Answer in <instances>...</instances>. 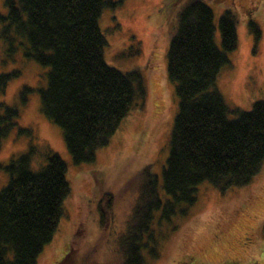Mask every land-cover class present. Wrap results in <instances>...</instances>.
<instances>
[{
  "label": "trees",
  "instance_id": "obj_1",
  "mask_svg": "<svg viewBox=\"0 0 264 264\" xmlns=\"http://www.w3.org/2000/svg\"><path fill=\"white\" fill-rule=\"evenodd\" d=\"M122 1L5 0L7 16L0 14L2 37H25L26 54L49 67L47 86L40 90L41 109L61 127L75 164L94 162L122 120L146 105L142 71L123 72L104 58L107 40L99 20L105 8H116ZM218 28L221 47L215 40L213 10L203 0L189 1L179 13L167 52V75L175 85L178 107L162 173L166 197L159 191L157 175L144 169L121 241L123 264H150L142 254V239L157 211L166 219L177 212L186 215L201 183L210 182L224 193L247 185L264 162V99L250 110L231 108L217 86L238 44L237 17L231 8L221 14ZM248 29L257 41L261 28L251 16ZM16 75L0 73V92ZM231 113L236 116L230 118ZM19 116L17 107L0 102V149L14 128L18 134H30L29 128L18 125ZM34 156L35 146H30L7 164L0 163V172L9 175L0 189V264H36L65 212L70 193L66 162L49 150L46 164L33 170ZM99 215L104 224L107 216L103 211ZM81 238L74 235L70 251L77 250Z\"/></svg>",
  "mask_w": 264,
  "mask_h": 264
},
{
  "label": "rangeland",
  "instance_id": "obj_2",
  "mask_svg": "<svg viewBox=\"0 0 264 264\" xmlns=\"http://www.w3.org/2000/svg\"><path fill=\"white\" fill-rule=\"evenodd\" d=\"M189 1L123 0L118 7L103 10L99 27L107 40L106 62L123 72L141 70L147 97L144 109L132 110L122 120L91 163L73 162L61 127L41 109L40 90L47 86L49 67L26 54L25 37L12 33L4 39L0 22V73H17L0 92V102L17 107L18 125L31 130L18 134L14 128L2 139L0 163L35 146L31 168L39 170L50 150L66 162L70 185L64 215L36 264H62L64 258L63 264H123L121 241L142 171L157 175L159 191L166 197L162 173L178 107L175 85L167 75V52L179 13ZM203 1L213 10L219 47L221 14L231 8L237 17L238 44L229 53L230 64L221 70L217 86L231 108L250 110L264 99V0ZM251 8L250 16L261 28L257 41L248 29ZM7 12L5 0H0V14ZM8 181V173L1 171L0 189ZM103 198L104 205L99 206ZM101 211L107 216L104 224ZM76 233L82 238L77 250L70 251ZM142 243L150 264H264V162L247 185L224 193L210 182L201 183L197 201L186 215L177 212L166 219L157 211Z\"/></svg>",
  "mask_w": 264,
  "mask_h": 264
}]
</instances>
